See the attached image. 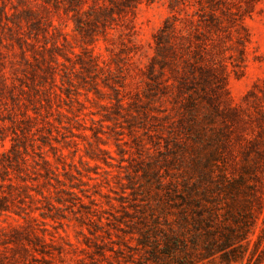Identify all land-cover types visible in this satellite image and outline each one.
<instances>
[{"label": "rangeland", "instance_id": "374dc122", "mask_svg": "<svg viewBox=\"0 0 264 264\" xmlns=\"http://www.w3.org/2000/svg\"><path fill=\"white\" fill-rule=\"evenodd\" d=\"M3 9L0 264H264V0Z\"/></svg>", "mask_w": 264, "mask_h": 264}, {"label": "trees", "instance_id": "16d2710c", "mask_svg": "<svg viewBox=\"0 0 264 264\" xmlns=\"http://www.w3.org/2000/svg\"><path fill=\"white\" fill-rule=\"evenodd\" d=\"M7 1L9 0H0V9H2V11H4L3 8H5ZM20 1V0H19ZM21 154L20 149H18L17 147L13 146L12 149L8 150V151H4L2 153V156L0 157V178H2V180H5V176L1 173L4 172V174H8L9 170H15L18 173L20 172L21 166H20V159H19V155ZM23 159V157H22ZM50 161L48 159L43 158V168L45 169V173L43 174L44 177L50 182V179H56V181L58 182H62V180L59 178V176L57 175V173L55 172L54 169H52L51 167H49ZM13 184H9V186H12ZM9 196L8 195H2L0 196V210H5L7 209V205H6V200ZM60 200V199H58ZM41 214L44 216L46 215L45 212H41ZM20 231V230H17ZM17 236L20 235V232H16ZM24 251H27L28 248L26 246H22L21 248ZM233 255H231L230 258H236L237 255H234V253H232ZM14 260H17L16 255L13 257Z\"/></svg>", "mask_w": 264, "mask_h": 264}]
</instances>
